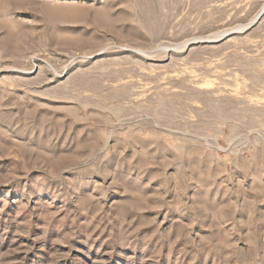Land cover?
Wrapping results in <instances>:
<instances>
[{
    "label": "rangeland",
    "instance_id": "374dc122",
    "mask_svg": "<svg viewBox=\"0 0 264 264\" xmlns=\"http://www.w3.org/2000/svg\"><path fill=\"white\" fill-rule=\"evenodd\" d=\"M0 264H264V0H0Z\"/></svg>",
    "mask_w": 264,
    "mask_h": 264
},
{
    "label": "bare ground",
    "instance_id": "6f19581e",
    "mask_svg": "<svg viewBox=\"0 0 264 264\" xmlns=\"http://www.w3.org/2000/svg\"><path fill=\"white\" fill-rule=\"evenodd\" d=\"M18 2V1H17Z\"/></svg>",
    "mask_w": 264,
    "mask_h": 264
}]
</instances>
